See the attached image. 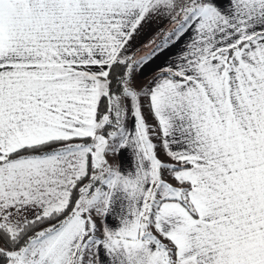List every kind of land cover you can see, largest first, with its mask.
<instances>
[{
    "label": "snow or ice",
    "instance_id": "obj_1",
    "mask_svg": "<svg viewBox=\"0 0 264 264\" xmlns=\"http://www.w3.org/2000/svg\"><path fill=\"white\" fill-rule=\"evenodd\" d=\"M0 264H264V0H0Z\"/></svg>",
    "mask_w": 264,
    "mask_h": 264
},
{
    "label": "rangeland",
    "instance_id": "obj_2",
    "mask_svg": "<svg viewBox=\"0 0 264 264\" xmlns=\"http://www.w3.org/2000/svg\"><path fill=\"white\" fill-rule=\"evenodd\" d=\"M146 31H148V32L151 34V30L146 29ZM151 78H152V77H151V74H150V75H146V76H144V77L141 79V83H145V84H146Z\"/></svg>",
    "mask_w": 264,
    "mask_h": 264
},
{
    "label": "crops",
    "instance_id": "obj_3",
    "mask_svg": "<svg viewBox=\"0 0 264 264\" xmlns=\"http://www.w3.org/2000/svg\"><path fill=\"white\" fill-rule=\"evenodd\" d=\"M148 35H151V34L148 31H146V35H145V37H143V39L147 40ZM148 75H150V74H148ZM109 222L111 223V220Z\"/></svg>",
    "mask_w": 264,
    "mask_h": 264
}]
</instances>
